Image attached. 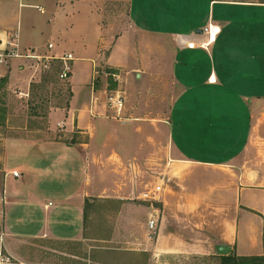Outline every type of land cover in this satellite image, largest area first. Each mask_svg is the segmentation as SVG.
<instances>
[{"label":"crops","instance_id":"0c3cea01","mask_svg":"<svg viewBox=\"0 0 264 264\" xmlns=\"http://www.w3.org/2000/svg\"><path fill=\"white\" fill-rule=\"evenodd\" d=\"M5 1L0 0V11H7ZM9 1L21 8L36 5L40 13L49 11V17H16V24H9L15 18L12 15L0 17L2 47L15 35L21 52L48 57L70 54L71 97L67 108L48 113L44 132L29 128L30 135L3 142L0 249L26 261L29 256L20 248L25 249L30 240L81 243L84 255H68L79 264H107L102 255L114 240L122 245L114 249L124 256L148 255L150 264H166L172 256L220 255L219 249L229 251L220 257H264V17L260 31H247L259 39L261 57L245 64L240 78L235 71L239 64L231 65L235 70L226 68L221 54L216 60L211 47H186L187 42L199 40L208 23L221 29L214 46L223 39L221 23H229L234 34L230 36L238 39L243 31L237 28L241 17H236V9H263L264 3L128 0L129 29L112 40L89 0L63 2L62 7L58 4L62 0ZM215 6L234 12L226 18L222 11L215 12ZM23 19L25 42L20 39ZM37 36L46 37L48 43L36 45ZM218 49L224 52V47ZM230 49L238 51L237 46ZM163 53L169 55L165 54V65L160 60ZM127 60L133 63L127 65ZM24 63V58L12 59L0 67V79H6L8 88H24L26 97L33 81L22 69ZM101 63L126 75L146 65L152 70L163 66L181 89L171 103L166 125L144 128L148 133L143 139L135 111L123 105L117 114L106 106V99L101 105L102 93L92 87ZM210 74L215 84L208 83ZM230 85L251 87L252 92L228 93ZM57 132L61 136L56 137ZM142 144L150 149L149 156L160 145L165 158L161 169L167 173L161 199L150 204L151 214L133 202L139 194L138 181L125 177L126 165L134 167L147 158ZM94 202L117 206L112 217L100 210L107 222L104 216L89 217ZM153 213H161V221L149 241L147 221ZM95 222L101 223L106 234L86 236Z\"/></svg>","mask_w":264,"mask_h":264},{"label":"rangeland","instance_id":"374dc122","mask_svg":"<svg viewBox=\"0 0 264 264\" xmlns=\"http://www.w3.org/2000/svg\"><path fill=\"white\" fill-rule=\"evenodd\" d=\"M72 1L74 2L75 0H62L59 1L58 4L62 7L65 5L63 2L67 3ZM89 1V5L94 8L93 11L98 14V19L100 20L101 25H103L104 30H109L111 32L112 40L129 29V21L127 17L128 0ZM257 1L264 2V0ZM35 6L36 5H32L33 8L25 6L21 8L17 4H13L9 0H6L5 8L7 11L3 12L1 10L0 17H10V15L15 17L12 23L9 24H16L18 20L16 17H49V11L40 13L39 10L34 9ZM215 10L216 13L219 10L222 11V13L227 16L226 18L234 12L232 8L222 10V7L219 8V6H215ZM236 17H241L237 23V28L239 31H243V33L238 36V39H233L232 36H234V34L230 32L231 27L229 26V23H221L220 26L223 31L221 37L223 39L220 44H216L215 46L212 45L210 52H212L216 60L219 54H221V61H223L226 68L235 70L232 68L234 67L233 63L237 62L239 65L237 70H235L237 72L236 77L240 78L242 67L245 64H254L256 63L254 60L255 58H260L261 55L262 57L264 56L263 53H261V55L258 54L260 52V47H258L259 39L254 37L253 33L247 32L249 30H253L254 32L260 31L258 27L261 25L260 19L264 17V8L236 9ZM247 17H251V19H247ZM22 24L23 29L20 39L22 42H25V32H23L25 29L24 19L22 20ZM230 33L232 36H230ZM33 42L36 45H46L48 39L46 37L37 36ZM235 46L238 47L237 52H233V50L230 49V47ZM220 47H224V52L222 51L221 53L218 49ZM22 52L24 53V50H22ZM165 54L167 53L161 54L164 58L160 59L161 63H164V65L166 64L165 59L169 56L167 54L166 57ZM42 62L43 60L25 59V63L22 65V69L27 71L33 81L29 85L26 97L23 95L25 94L24 88H8L7 83L0 79V154L2 153V145L5 139L30 135L29 128L30 130L38 129L41 130V132H44L47 127L48 113L57 108L65 109L68 107V101L70 98L68 78L61 79L59 77L60 70H56L52 66L50 63L51 60H48L46 67L42 66ZM125 62L127 65H130L131 62L133 63V61L129 62L128 60ZM108 71L112 72L109 73ZM227 71L230 72V70ZM136 74L138 76H136ZM227 75L229 74L227 73ZM94 79H98V90L96 92L102 93L99 101L101 105H104L105 99L109 95L115 94L116 92H120V94L123 95L125 101L124 105L131 111V113L135 111L133 115L139 116L141 119L138 123H140L143 128V139H146L148 133V130H145L144 128L148 129L147 127L166 125L171 103L177 94L181 92V89L170 79L169 74H167V71L163 66L158 70H152L149 68V65H146L145 68L142 67L135 73L126 75L122 71L110 69L101 63L95 69L92 84ZM227 81L228 83L232 81L230 75ZM227 90L229 91L228 93L237 95L240 93L251 94L252 92L250 91L251 87H239L233 85L227 86ZM55 136L59 137L61 134L57 132ZM75 136L77 135L75 134ZM74 140H85V138L80 137L75 139L74 137ZM100 141L99 138L96 141L97 144L100 143ZM9 152L11 155V150H9ZM14 152V155H16L17 152ZM142 152L143 156H146L147 158L141 159L140 163L134 167L126 165L129 171L125 177L127 179L131 178L138 181L139 194L137 198H135V196L133 197V202L144 206V208H146L151 214L153 212V208L150 205L152 202L142 200V194L151 191L154 186L160 185L161 192L157 196L158 199H161L162 193L167 184V173H164L161 169V164L165 161V158L163 157L164 152L160 150V145H158L152 156H149V154H151L150 149L146 144H142ZM175 160L176 159L174 158L172 161L173 164L176 163ZM166 161L170 163V160ZM156 202L154 203L156 204ZM155 204V208L160 207V205ZM92 206L94 207V211L92 215L88 212V214H90L89 217L92 216L93 219L97 218L99 220L104 216V214L101 215L100 210H103L104 213L109 211L110 216L112 217V212L117 207L105 202H94ZM96 210L98 211L97 213ZM157 217H159L158 223H160L161 213H158ZM104 221L107 222L106 216H104ZM107 230L109 233L111 232V228ZM106 232L105 228H101L100 222H95L94 225L92 224L87 228L85 235L95 238L106 234ZM146 233L148 234V232ZM149 241H151V239ZM24 245L25 249L21 246L20 252L23 250V253L29 256V258L25 261V259L11 256V264H79L81 263L80 260H75L73 262V259L68 255H84V246H82L81 243H57L51 240H30ZM109 247L111 248L105 250L107 252L102 255L103 260L107 264H127L134 260L139 264H150V258L148 255L126 257L122 252L114 249L122 247L118 240L111 242ZM166 264H220V255L214 253L208 255L189 254L184 256H172L167 259Z\"/></svg>","mask_w":264,"mask_h":264},{"label":"built area","instance_id":"2783aa9c","mask_svg":"<svg viewBox=\"0 0 264 264\" xmlns=\"http://www.w3.org/2000/svg\"><path fill=\"white\" fill-rule=\"evenodd\" d=\"M221 29L217 24L208 23L201 30L198 41H190L186 43L188 49L200 48L203 50H208L217 40ZM52 45L49 44V47ZM24 58V59H36L38 61L43 60L42 66H47L48 60L58 59L62 62V70L60 71L59 77L61 79H67V74L70 72V62L72 61V56L70 54H64L60 57L54 56H38L30 51L25 53L21 52L18 48L17 37L15 35L10 36V38L2 47V42L0 41V67H6L9 65L12 59ZM209 84H215L216 78L214 75L210 74L207 79ZM124 105V97L120 92L109 95L106 97V106L111 110L116 111L117 114L121 112ZM14 177H18L17 172H12ZM161 192V186H154L149 192L142 194V200L156 202L158 201V196ZM2 199L0 198V201ZM155 214V213H154ZM151 215L147 221L148 239H153L157 233L158 217L157 214ZM12 257L5 254L2 249H0V264H11Z\"/></svg>","mask_w":264,"mask_h":264},{"label":"trees","instance_id":"16d2710c","mask_svg":"<svg viewBox=\"0 0 264 264\" xmlns=\"http://www.w3.org/2000/svg\"><path fill=\"white\" fill-rule=\"evenodd\" d=\"M264 3V2H263ZM52 66L57 70H62V62L58 59H53L50 62ZM61 68V69H60ZM109 73L112 71H108ZM70 73L67 74L69 77ZM98 79H94L92 87L94 91H97L98 88ZM1 81H6V79H1ZM69 96L71 97V93L69 90ZM220 264H264V257H238L235 255H227L220 257Z\"/></svg>","mask_w":264,"mask_h":264},{"label":"water","instance_id":"95a60500","mask_svg":"<svg viewBox=\"0 0 264 264\" xmlns=\"http://www.w3.org/2000/svg\"><path fill=\"white\" fill-rule=\"evenodd\" d=\"M228 250L227 249H219L218 250V253L220 254V255H226V254H228Z\"/></svg>","mask_w":264,"mask_h":264}]
</instances>
